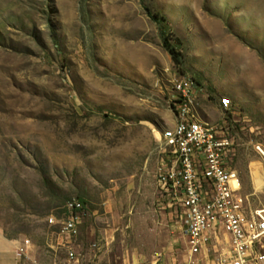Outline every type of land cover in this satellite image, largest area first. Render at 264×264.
Wrapping results in <instances>:
<instances>
[{"label": "rangeland", "instance_id": "374dc122", "mask_svg": "<svg viewBox=\"0 0 264 264\" xmlns=\"http://www.w3.org/2000/svg\"><path fill=\"white\" fill-rule=\"evenodd\" d=\"M181 78L201 117L224 123L241 181L258 168L264 182V0H0V241L28 239L24 264H183L157 179ZM71 199L76 238L60 224Z\"/></svg>", "mask_w": 264, "mask_h": 264}, {"label": "built area", "instance_id": "2783aa9c", "mask_svg": "<svg viewBox=\"0 0 264 264\" xmlns=\"http://www.w3.org/2000/svg\"><path fill=\"white\" fill-rule=\"evenodd\" d=\"M175 118L160 135L165 149L157 179L168 206L179 209L187 251L183 264H264L255 247L264 239V209L249 210L232 166L233 142L223 122L210 123L199 113L193 79L174 81ZM228 113L231 101L220 100ZM83 203L71 199L62 208V233L79 235ZM56 219L51 217L50 224ZM32 244L23 239L15 247L14 264L31 258ZM68 260L75 253L68 247Z\"/></svg>", "mask_w": 264, "mask_h": 264}, {"label": "crops", "instance_id": "0c3cea01", "mask_svg": "<svg viewBox=\"0 0 264 264\" xmlns=\"http://www.w3.org/2000/svg\"><path fill=\"white\" fill-rule=\"evenodd\" d=\"M236 173H238L237 170H236ZM248 178L249 179H248V184H247V181L242 182L239 177L240 193L246 199L245 205L247 206L249 210L264 209V205L261 207V206H257L256 204H252L250 202V198L257 197V196L259 197L260 195H264V185H263L264 182L262 186L258 187L255 184L252 172L249 173ZM14 250L15 248L13 249L10 243H5V242L0 241V264H14L13 263L14 262V253H13Z\"/></svg>", "mask_w": 264, "mask_h": 264}, {"label": "trees", "instance_id": "16d2710c", "mask_svg": "<svg viewBox=\"0 0 264 264\" xmlns=\"http://www.w3.org/2000/svg\"><path fill=\"white\" fill-rule=\"evenodd\" d=\"M148 16H150L152 19H160L162 23L166 22V19L163 17H160V15L157 14H152L150 12V10L146 9ZM163 47L164 49L170 54L172 61L174 62V64L180 68L181 70H183L184 68V59L182 54L179 52L178 47H180L181 45V41L178 38H173V35L171 38L167 37V36H163Z\"/></svg>", "mask_w": 264, "mask_h": 264}, {"label": "bare ground", "instance_id": "6f19581e", "mask_svg": "<svg viewBox=\"0 0 264 264\" xmlns=\"http://www.w3.org/2000/svg\"><path fill=\"white\" fill-rule=\"evenodd\" d=\"M260 152H261V154L264 156V152L263 151H261L260 150V148L258 149ZM253 176H254V179H255V183H256V185L259 187L262 183H263V181H262V175L260 174V171H259V169L257 168V169H254V171H253ZM262 186V185H261Z\"/></svg>", "mask_w": 264, "mask_h": 264}]
</instances>
